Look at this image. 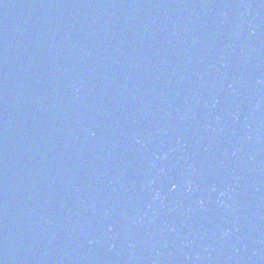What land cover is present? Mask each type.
<instances>
[{"label": "water", "instance_id": "water-1", "mask_svg": "<svg viewBox=\"0 0 264 264\" xmlns=\"http://www.w3.org/2000/svg\"><path fill=\"white\" fill-rule=\"evenodd\" d=\"M0 264H264V0H0Z\"/></svg>", "mask_w": 264, "mask_h": 264}]
</instances>
